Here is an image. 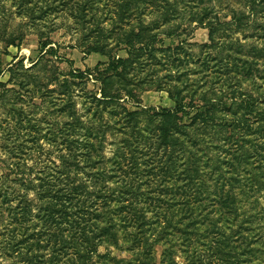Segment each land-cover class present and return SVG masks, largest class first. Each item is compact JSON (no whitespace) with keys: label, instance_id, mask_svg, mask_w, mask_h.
<instances>
[{"label":"rangeland","instance_id":"rangeland-1","mask_svg":"<svg viewBox=\"0 0 264 264\" xmlns=\"http://www.w3.org/2000/svg\"><path fill=\"white\" fill-rule=\"evenodd\" d=\"M0 264H264V0H0Z\"/></svg>","mask_w":264,"mask_h":264},{"label":"trees","instance_id":"trees-1","mask_svg":"<svg viewBox=\"0 0 264 264\" xmlns=\"http://www.w3.org/2000/svg\"><path fill=\"white\" fill-rule=\"evenodd\" d=\"M99 66H101V65H99ZM88 72L92 73L90 70H88ZM78 73H81V72H78ZM101 96H102L103 99H106V98L109 97L108 94H107V92L105 91V89H102L101 90ZM164 113L171 114V115L176 114L175 111H164Z\"/></svg>","mask_w":264,"mask_h":264}]
</instances>
